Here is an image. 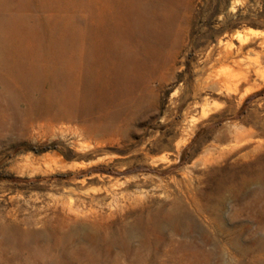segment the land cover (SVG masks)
<instances>
[{
  "label": "rangeland",
  "instance_id": "rangeland-1",
  "mask_svg": "<svg viewBox=\"0 0 264 264\" xmlns=\"http://www.w3.org/2000/svg\"><path fill=\"white\" fill-rule=\"evenodd\" d=\"M0 15V225L25 236L0 264H264V187L250 186V215L229 218L234 203L226 207V221L249 222L244 233H209L196 219L200 230L169 247L154 226L174 200L166 182L184 170L201 176L193 164L208 152L264 142V86L241 97L260 79L227 91L258 61L264 71V35L237 38L264 32V0H0ZM238 57L248 61L224 94L208 90V74ZM83 80L86 96L73 89ZM47 153L67 167L22 164ZM238 168L205 177L239 181L246 171L264 181V150ZM157 251L158 262L147 260Z\"/></svg>",
  "mask_w": 264,
  "mask_h": 264
},
{
  "label": "bare ground",
  "instance_id": "bare-ground-1",
  "mask_svg": "<svg viewBox=\"0 0 264 264\" xmlns=\"http://www.w3.org/2000/svg\"><path fill=\"white\" fill-rule=\"evenodd\" d=\"M7 19L8 17L6 18L3 15H0V29H2V25L5 24ZM259 35H264V32L250 29L248 31H245L243 34H238L237 38H239L240 42H242L241 44H243L246 43L251 37L259 36ZM226 45L231 46L232 44L231 42L228 41ZM3 47L4 46L0 44V68H5V66L8 65L7 61H5L6 56ZM247 59L249 58L247 57ZM230 61L231 62H229L227 65L224 66L223 68L224 70L222 72H212L211 74L210 73L208 74L209 76H207V79H205L204 82L208 90H211L218 94H224L225 92L224 87L226 86L228 87L227 80L228 77L232 75L231 72L232 71L234 72L235 70L234 68H240L248 60L246 61V59L238 57V58H233ZM258 63L259 64L257 69H255L253 72H248L247 75L243 76L241 81L235 83L234 88L232 89L228 88L227 91L228 92L233 91V93L239 92L240 88L244 85V83L247 85L252 80L251 77L253 75H255L258 79H260L261 82L255 83L253 86L246 88L243 91L241 97L245 99V97H247L248 95L261 89L264 86V71H262V64L259 61ZM74 84L75 85H73V89L76 90L79 86L80 88H82L81 90L84 91L85 96L86 94H89V92H91V87L84 84V80L78 84L77 82H75ZM4 100L5 99L0 90V113L5 114L7 110V104H3ZM207 107L209 106L207 105ZM202 111L204 116H206L210 110L203 109ZM67 116L69 120H74L75 118H77L72 111H70ZM191 123L192 125H190V127L192 128L194 125L193 124L194 121H192ZM79 130L81 132L84 129L80 128ZM96 131H97L96 129L94 130L91 129L92 133H96ZM230 134H231V138H233L234 140H238V138H241L244 133L241 132V128L238 125H236L233 127V129L232 127L230 128ZM238 142L236 141V143ZM263 150H264V142L262 143L258 141L256 143L255 142L253 143L252 141H250L242 145L236 144L233 147L229 148L228 150L227 149L222 150L219 152V155L216 157H214L213 155H209L210 152H208V154H206L205 157L200 158L196 163L193 164V166L201 165L203 167L204 171H202L201 176H194V174L189 170H184L183 172L180 173L181 175L180 178L174 177L170 180V182H166V184L164 183L165 185L163 186V190L166 193L170 194L169 196L173 197L174 200L169 208L165 206L159 211L158 215L155 217L156 219H154V226H155V230L160 232L161 237L166 236L165 244L168 245L169 247H171V245L176 244L178 242L177 239L175 238L176 235H178V237L180 235L182 236V238L183 236L186 238V236L191 235L192 231L197 230L199 226V225L197 226L196 224V219H199L204 222V224L206 225L205 228L207 231H209V233L215 232L218 234H224L225 236L228 235V237L231 236L232 233L233 234L242 233V232L244 233V231L246 230L248 231L249 229H251L252 227L249 225V222L246 223L247 221L233 222L232 219L231 220L229 219L230 222L226 221L225 220L226 216L224 215L225 214L224 212L226 210L228 203H234V205L231 208L234 211L233 212L234 215L231 214L232 216H229V218L233 216L240 218V216H244V215L248 216L251 214L250 210L247 207L246 200L251 194L250 186L253 184L257 185L258 187L257 188L258 190L256 191L262 193L261 191L263 190L264 187L262 186L264 181L261 173L256 172L253 175L252 174L248 175V173L245 171L244 174L240 177L239 181L234 180L232 177L230 181L220 180L216 182H210L209 179L207 180V178L205 177V171L219 167L223 169H229L230 171H237L239 170L238 166L248 162V160H250L252 157H255L256 155H258L259 152ZM21 161L24 166L25 165L26 167L29 166L28 168L31 167L33 170H37L43 166H46L48 168H52L54 166L56 169H60V170H64L67 167L64 161L62 160V158L57 154L47 153L41 156L37 160L34 159L31 160V158L25 157L24 159H21ZM252 187H254V185ZM238 207L240 208L238 209ZM252 221H253L252 223H254V219ZM255 229L260 230L261 228L256 227ZM198 230H200V228H198ZM203 232L204 231H202L201 229V232L199 234L201 233L204 234ZM132 234H136V233L133 232ZM0 237H1L0 263H6L9 260L8 257L6 256L10 253L9 249L11 247L12 248L21 247L25 243V236L20 230L14 232H9L7 230L4 231V229L0 225ZM218 237H220V235ZM226 241H223V243ZM230 242H232L231 244L234 245L240 244L237 241H230ZM182 243L183 245L187 243L193 245V242H189L186 240L185 242ZM176 249L177 248L172 249V251L171 250L170 251L167 250L166 252L164 251L165 256H167L168 253L170 252L176 251ZM158 251L157 253L155 252V254L151 252L147 254L146 255L148 257L147 260L149 259V261L158 262L159 261ZM233 261H235V259Z\"/></svg>",
  "mask_w": 264,
  "mask_h": 264
},
{
  "label": "trees",
  "instance_id": "trees-1",
  "mask_svg": "<svg viewBox=\"0 0 264 264\" xmlns=\"http://www.w3.org/2000/svg\"><path fill=\"white\" fill-rule=\"evenodd\" d=\"M52 148L51 147H46V148H44V149H35V148H33L32 150L34 151V152H36L37 154H42V153H44V152H46V151H48V150H51Z\"/></svg>",
  "mask_w": 264,
  "mask_h": 264
}]
</instances>
